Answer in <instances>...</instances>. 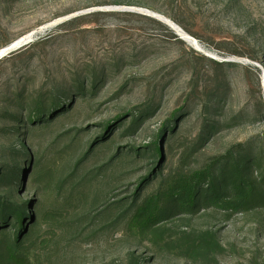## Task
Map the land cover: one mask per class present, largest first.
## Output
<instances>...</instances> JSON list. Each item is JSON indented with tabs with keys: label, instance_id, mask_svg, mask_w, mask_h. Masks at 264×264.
Wrapping results in <instances>:
<instances>
[{
	"label": "rangeland",
	"instance_id": "rangeland-1",
	"mask_svg": "<svg viewBox=\"0 0 264 264\" xmlns=\"http://www.w3.org/2000/svg\"><path fill=\"white\" fill-rule=\"evenodd\" d=\"M231 156L246 207L132 223ZM0 198V264H264V0H0Z\"/></svg>",
	"mask_w": 264,
	"mask_h": 264
},
{
	"label": "trees",
	"instance_id": "trees-1",
	"mask_svg": "<svg viewBox=\"0 0 264 264\" xmlns=\"http://www.w3.org/2000/svg\"><path fill=\"white\" fill-rule=\"evenodd\" d=\"M37 110L33 112L29 119L33 123L41 121L47 123L53 121L54 115L60 112L57 108H43L40 102L36 103ZM65 108L62 106V110ZM163 136L158 135L154 143V149L157 151L161 160L163 155ZM154 154L155 152L152 151ZM156 154V153H155ZM217 163V162H216ZM217 164L210 165L199 171L190 173L178 179H170L167 181L165 188L158 194L146 199L144 203L138 207L132 218V223L137 221L141 225H156V223L166 216V208H161V202L164 201L172 206V208H180L187 211H194L200 205L214 206L224 210L237 211L246 207L256 194V188L253 182H250L246 176L247 166L237 158H230L223 162V165L216 170ZM14 170L3 180L4 184L12 182L15 177ZM25 208H19L12 204H6L0 198V214L1 218L6 216H16V224L23 225L25 221ZM8 218V217H7ZM8 219L3 223L6 227ZM12 254H15L12 250ZM15 258V256H13ZM18 258L14 262H17Z\"/></svg>",
	"mask_w": 264,
	"mask_h": 264
},
{
	"label": "bare ground",
	"instance_id": "bare-ground-1",
	"mask_svg": "<svg viewBox=\"0 0 264 264\" xmlns=\"http://www.w3.org/2000/svg\"><path fill=\"white\" fill-rule=\"evenodd\" d=\"M183 34V33H182ZM19 46V45H18Z\"/></svg>",
	"mask_w": 264,
	"mask_h": 264
}]
</instances>
